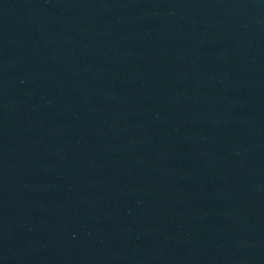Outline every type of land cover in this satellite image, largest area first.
<instances>
[{"label":"water","instance_id":"water-1","mask_svg":"<svg viewBox=\"0 0 264 264\" xmlns=\"http://www.w3.org/2000/svg\"><path fill=\"white\" fill-rule=\"evenodd\" d=\"M263 184L264 0H0V264Z\"/></svg>","mask_w":264,"mask_h":264}]
</instances>
